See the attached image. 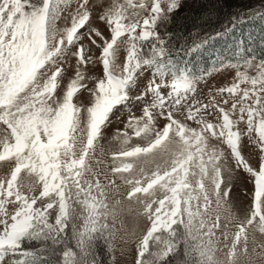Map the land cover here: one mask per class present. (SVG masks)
<instances>
[{"label":"snow or ice","instance_id":"1","mask_svg":"<svg viewBox=\"0 0 264 264\" xmlns=\"http://www.w3.org/2000/svg\"><path fill=\"white\" fill-rule=\"evenodd\" d=\"M0 264H264V0H0Z\"/></svg>","mask_w":264,"mask_h":264},{"label":"trees","instance_id":"2","mask_svg":"<svg viewBox=\"0 0 264 264\" xmlns=\"http://www.w3.org/2000/svg\"><path fill=\"white\" fill-rule=\"evenodd\" d=\"M229 2L232 4L233 10H235V9H240L241 5H243V4H247L249 6L258 5L260 3V0H229ZM222 23L226 24L227 19L225 18L222 21ZM257 27H258V22L254 23V24H250L248 22H245L240 28H237V30L231 36L234 35L237 37V39H239L241 35L246 36V34L250 31L255 33L257 30ZM185 35H187V32H185ZM173 39L176 43H179L178 38L174 37ZM194 39H195L194 37H191V36L188 37V40H190V41L194 40ZM221 41H222V39L218 40L215 46L218 47ZM37 247H38V245H37Z\"/></svg>","mask_w":264,"mask_h":264},{"label":"rangeland","instance_id":"3","mask_svg":"<svg viewBox=\"0 0 264 264\" xmlns=\"http://www.w3.org/2000/svg\"><path fill=\"white\" fill-rule=\"evenodd\" d=\"M247 35V34H246ZM237 39L236 36H230V37H225L222 39V41L220 42L219 46L218 47H223L226 43L231 44V41ZM120 215L122 216V218H124L126 221H130L131 220V217L129 215V213L127 212V210H120Z\"/></svg>","mask_w":264,"mask_h":264}]
</instances>
